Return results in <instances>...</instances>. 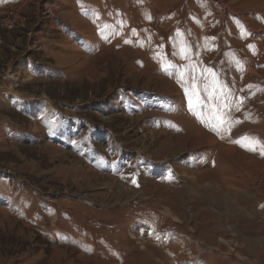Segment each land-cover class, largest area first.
I'll return each instance as SVG.
<instances>
[{
  "label": "rangeland",
  "instance_id": "374dc122",
  "mask_svg": "<svg viewBox=\"0 0 264 264\" xmlns=\"http://www.w3.org/2000/svg\"><path fill=\"white\" fill-rule=\"evenodd\" d=\"M0 264H264V0H0Z\"/></svg>",
  "mask_w": 264,
  "mask_h": 264
},
{
  "label": "crops",
  "instance_id": "0c3cea01",
  "mask_svg": "<svg viewBox=\"0 0 264 264\" xmlns=\"http://www.w3.org/2000/svg\"><path fill=\"white\" fill-rule=\"evenodd\" d=\"M242 173H243V174H240V175H239V176L241 177L242 180H244V181H246V182H250V183H251V182H254V180H253L254 178L248 176L249 172H247V173H246V172H245V173L242 172ZM234 177H235L236 180H238V179H237V177H238L237 175L234 176ZM249 177H250V178H249ZM256 179H258V178H256ZM229 182H230V184L233 186V184H234V180H233V182H232V181H229ZM229 182H228V184H229ZM230 188H233V187H230ZM233 189H237V190H236V193H237V191L239 190V188H237V187H236V188H233ZM238 194H239V193H238ZM238 194H236V195H238ZM224 200L226 201V202H224V203H226V207H229V206H230V208L233 209V207L236 206V203H237L236 200H237V199H236V200H231V201H230V200H228L227 196L225 195ZM233 204H234V205H233ZM228 205H229V206H228ZM227 211H228V213L230 212L229 210H227ZM252 240H253L252 237H245V238H244V241H252Z\"/></svg>",
  "mask_w": 264,
  "mask_h": 264
},
{
  "label": "snow or ice",
  "instance_id": "6c2138e0",
  "mask_svg": "<svg viewBox=\"0 0 264 264\" xmlns=\"http://www.w3.org/2000/svg\"><path fill=\"white\" fill-rule=\"evenodd\" d=\"M220 123L223 124L224 121L221 120ZM257 143H258V142L249 139V141H248V144H249V150H255V149H256V146H257Z\"/></svg>",
  "mask_w": 264,
  "mask_h": 264
},
{
  "label": "built area",
  "instance_id": "2783aa9c",
  "mask_svg": "<svg viewBox=\"0 0 264 264\" xmlns=\"http://www.w3.org/2000/svg\"><path fill=\"white\" fill-rule=\"evenodd\" d=\"M5 25L8 26V27L14 26V24L10 22V19L9 20H6Z\"/></svg>",
  "mask_w": 264,
  "mask_h": 264
}]
</instances>
